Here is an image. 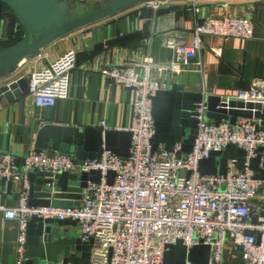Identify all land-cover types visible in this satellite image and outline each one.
Listing matches in <instances>:
<instances>
[{
  "label": "built area",
  "instance_id": "built-area-1",
  "mask_svg": "<svg viewBox=\"0 0 264 264\" xmlns=\"http://www.w3.org/2000/svg\"><path fill=\"white\" fill-rule=\"evenodd\" d=\"M173 4L174 0H146L141 6L156 10ZM194 9L195 13L200 10L196 6ZM9 11H5V17L2 15L7 23L11 19ZM17 30L22 36V24ZM253 31L254 22L248 16L195 18L191 45L173 37L166 40L165 47L174 59L161 63L142 56L101 66L100 73L114 84L132 88L129 125L115 127L131 132L127 157L103 149L99 157L77 163L72 154L31 148L19 165L12 153L0 151V180L15 183L18 197L16 206H0L4 217L17 220L19 225L15 264H25L26 223L31 216L77 221L81 240H92L89 264H107L109 259L110 264H161L165 245L178 239L187 249L200 242L209 245L208 264H222L227 244L243 264H264V178H253L255 171L249 167L250 160L258 155V167H263L264 130L257 129L260 119L237 117L233 124L228 120L215 124L203 120L207 106L202 101L196 109L198 128L192 149L181 151L180 141L172 151L162 144L152 151L151 98L171 85L174 76L201 71L202 36L249 39ZM77 61V50L69 48L31 72L26 96L36 107L45 108L67 99L70 74ZM162 74H168L170 80ZM222 99L264 104V79L255 78L248 89ZM99 126L111 127L104 120ZM228 144L245 151L243 167L238 168L236 160L229 159L225 174H200L199 160ZM32 169L52 174L97 170L100 181H87L76 207L29 205L27 173ZM108 171L114 172L111 183ZM184 264L190 262L185 259Z\"/></svg>",
  "mask_w": 264,
  "mask_h": 264
},
{
  "label": "water",
  "instance_id": "water-1",
  "mask_svg": "<svg viewBox=\"0 0 264 264\" xmlns=\"http://www.w3.org/2000/svg\"><path fill=\"white\" fill-rule=\"evenodd\" d=\"M145 1L108 0L83 14L69 18L66 10L58 4L59 0H0L1 4L14 13L23 28V35L15 44L0 47V78L9 76L25 59L41 55L42 49L58 38ZM169 11V8H146V19L141 30L121 36L108 34L107 39L96 47L141 38L149 33L151 20L155 16ZM26 87L25 78L0 86V114L4 112L0 130L4 139L11 123L15 125V133L22 142L25 124L27 149L72 154L77 163L99 157L103 149L119 157L129 155L131 132L116 129V122L111 116L106 120L112 122L111 127L103 129L98 125L103 119L88 120L83 108L78 109L77 101L67 103L63 100L61 110L57 101L55 109L48 108L44 118L46 122L38 128H35L38 120L36 113L28 116L25 123L26 97L22 96V92ZM125 90L131 92L132 88ZM202 101L207 106L203 120H211L215 124L228 120L233 124L237 117L256 118L260 119L257 129L264 130V104L243 103L233 99L224 101L216 94L178 90L169 85L166 89L158 90L151 98L154 121L152 151L159 144L167 151H172L174 145L181 141V151L189 152L198 128L196 109ZM2 103L6 106H2ZM244 156L242 148L228 144L223 150L211 151L207 158L199 160L197 169L202 175L225 174L229 159H235L237 167L242 168ZM258 162L259 155L250 160L249 167L255 171L253 178L263 179L264 162L262 168L258 167ZM113 176L114 172H107L109 183L113 181ZM27 178L30 183L29 205L67 208L79 205L80 195L87 181L98 183L100 172L93 170L80 174H52L32 169L27 173ZM11 183L8 181V186ZM79 228L77 221L71 219L29 217L26 223L25 264H89L92 240L82 241ZM209 256V245L200 242L187 249L182 240L178 239L174 244L165 245L161 264H184L185 259L190 264H208ZM107 264H110V259Z\"/></svg>",
  "mask_w": 264,
  "mask_h": 264
},
{
  "label": "crops",
  "instance_id": "crops-1",
  "mask_svg": "<svg viewBox=\"0 0 264 264\" xmlns=\"http://www.w3.org/2000/svg\"><path fill=\"white\" fill-rule=\"evenodd\" d=\"M141 5L142 3L131 6L58 38L42 49L41 55L25 59L9 76L0 78V86L19 78L27 81L31 72L44 67L69 48H75L78 52L77 67L70 74L69 97L64 100L67 103L77 101L78 109L83 108L88 120L93 118L96 121L101 118L111 125V121H106L111 116L114 117L116 127L128 126L132 92H127L101 74V66L142 56H151L156 62L165 63L170 57L175 58L165 47L169 37L191 45L195 18L203 20L206 17L226 15L250 17L254 22L253 37L242 39L202 36L201 71L180 73L174 76L171 85L178 90L222 97L248 89L255 78L264 79V0H174L169 12L151 20L147 35L122 44L96 47L107 39L108 34L113 36L118 32L126 34L129 30H141L146 19V8ZM195 6L200 9L197 13ZM2 15L6 16L5 8L0 5V36L6 34L9 27ZM162 77L170 80L168 74H162ZM22 96L26 97L25 123L28 116L36 113L38 120L35 128H38L46 122L44 118L49 109L36 107L32 99L26 96V89ZM59 103L61 110L63 99ZM2 106L6 104L2 103ZM3 120L4 112L0 114V124ZM15 132V125L11 123L5 139L0 130V151L12 153L21 165L22 157L27 151L26 125L22 129V142ZM17 201L16 184L8 186L7 181L0 180V206L14 207ZM18 235L17 220L5 218L0 209V264L16 263ZM222 264H243V261L227 244L223 250Z\"/></svg>",
  "mask_w": 264,
  "mask_h": 264
},
{
  "label": "rangeland",
  "instance_id": "rangeland-1",
  "mask_svg": "<svg viewBox=\"0 0 264 264\" xmlns=\"http://www.w3.org/2000/svg\"><path fill=\"white\" fill-rule=\"evenodd\" d=\"M108 0H59L69 18L85 13Z\"/></svg>",
  "mask_w": 264,
  "mask_h": 264
},
{
  "label": "trees",
  "instance_id": "trees-1",
  "mask_svg": "<svg viewBox=\"0 0 264 264\" xmlns=\"http://www.w3.org/2000/svg\"><path fill=\"white\" fill-rule=\"evenodd\" d=\"M0 5L5 8V11L9 10V8L4 4L0 3ZM8 16L11 17L10 22L7 23L9 25L7 29L8 31L6 32V34L3 35L6 37V40H4L2 36H0V47H8L15 44V42L19 40L22 34L20 30H17V28L21 27V22L18 20V18L14 15L12 11L8 12ZM15 23H17V25Z\"/></svg>",
  "mask_w": 264,
  "mask_h": 264
}]
</instances>
